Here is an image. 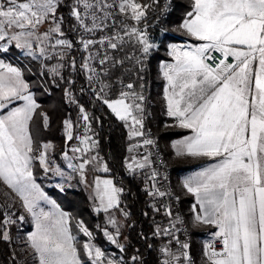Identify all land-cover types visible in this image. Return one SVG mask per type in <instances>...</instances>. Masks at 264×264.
I'll list each match as a JSON object with an SVG mask.
<instances>
[{
    "label": "snow or ice",
    "instance_id": "6c2138e0",
    "mask_svg": "<svg viewBox=\"0 0 264 264\" xmlns=\"http://www.w3.org/2000/svg\"><path fill=\"white\" fill-rule=\"evenodd\" d=\"M151 7L141 0H0V56L10 47L20 49L33 60H40L56 83L65 81L66 68L77 71L71 53L81 50L85 58L79 70L85 73L95 98L124 122L130 140L142 138L128 151L154 146L155 140L144 131L148 115L144 74L147 58L159 45L149 37L146 26L137 27ZM129 20L135 23H126ZM179 30L189 42L168 46L173 62L161 65L166 81L163 98L166 115L173 121L166 127L191 133L172 144L175 155L205 162L182 181L183 189L195 200L190 209L191 226L214 229L202 242L200 264H264V0H190V10ZM133 39L141 56L135 58L136 80L125 82L118 69L123 68L125 59L133 57L117 58L110 51H122ZM53 59L56 63L51 66L44 63ZM73 83L67 80L65 96L77 104L84 131L75 137L79 144L70 148L74 155L65 150L63 158L81 182L87 183L90 165L104 173L110 169L98 153L87 155L99 146L92 128L97 118L75 99ZM94 83L96 87H91ZM40 108L25 79V69L0 58V184L7 189L3 192L5 200L13 201L8 207H14L18 200L31 218L33 230L24 243L35 264H125L122 257H108L93 242V233L82 220L77 221L76 228L88 240L81 243L72 231L70 213L37 183V164L45 173L73 179L51 158L55 146L34 138L33 118L39 115L45 127L49 122L47 113H38ZM63 127L66 142L72 141V119H65ZM77 153L80 155L75 156ZM150 156L149 152L126 160L129 173L135 175L151 167ZM74 159L80 162L73 163ZM158 176L153 168L152 185L147 189L153 199L171 195L157 186ZM56 187L64 191L63 184ZM92 187L97 213L117 209L125 219L129 217L130 213L121 208L124 189L112 179L96 176ZM152 207L160 211L155 204ZM164 209L172 218L169 226L157 224L153 230L154 236L170 237L159 248L160 264H196L187 227H177L185 225L184 218L174 214L170 205L165 204ZM2 215L0 241L11 242L9 226L17 220L23 222L25 215ZM107 223L114 231L105 227L104 236L123 252L121 223L111 215ZM181 231L184 239L178 234ZM131 262L144 264L139 255H133Z\"/></svg>",
    "mask_w": 264,
    "mask_h": 264
},
{
    "label": "trees",
    "instance_id": "16d2710c",
    "mask_svg": "<svg viewBox=\"0 0 264 264\" xmlns=\"http://www.w3.org/2000/svg\"><path fill=\"white\" fill-rule=\"evenodd\" d=\"M162 1L163 0H159V3H153V0H151V10L156 9ZM189 10L190 0H177L175 10L171 11L167 16L162 17L158 26L149 28L147 32L155 35L160 31L161 27L168 31H172L173 25L181 21L185 13ZM63 11L66 14L67 10L64 9ZM126 23L128 22L126 21ZM167 34L169 35V33ZM168 35H166L167 37H165L163 41L170 39ZM161 47L163 48V46ZM10 48L13 52L17 54L20 53L19 49L14 47ZM157 51L158 49H154L149 56L148 64L146 63L147 71L144 74L145 92L148 89L149 82L151 87L149 107L151 108V125L153 129H156L154 118L160 114L164 108V101L156 90V81L151 66L154 54ZM137 53H140L139 45L135 43L134 39L132 42L126 43L122 51L112 53L117 56V58L133 57V59H125L123 68L118 69V71L123 73L125 81L136 80V64L133 55ZM71 55L76 58L77 71L72 72L70 69L66 68L64 70L65 81L57 80L56 83L51 82V93H47L43 87L42 76H40L42 74L37 62L32 61L31 64L25 60V63H23L26 65L27 69H30V71L25 72L29 73L30 76L28 75V77L34 80L37 89L36 98L41 105V108L38 109V113L41 111L45 112L49 117L48 126L45 127L43 119L39 115L35 116L32 121V131L34 138L41 143L53 142L54 144L62 146L66 144L63 121L68 116L75 120L79 112L77 105L70 103L65 96V88L68 86L67 80H73L74 83L71 85V89L75 94L76 100L86 108L91 116L97 118L92 121V126L96 130V138L99 141L98 151L104 157L110 169L107 174L112 175L118 186L124 189L120 197L121 208L130 213L129 217L125 219L119 210L112 209V211L117 213L118 218L120 220L122 219L120 229L122 234L119 240L120 243L125 246L124 251L121 252L120 249L114 245H107L109 241L102 231L105 227L110 231L112 229L106 221L107 213L103 211L97 213L95 211L87 190L71 186L64 188V191L61 192L55 185L45 184L42 177L44 171L38 164L34 168V174L45 186L48 193L56 199L59 205L70 212L73 218L71 223L72 228L74 233L82 238L79 239L80 242L87 238L76 228L77 221L82 220L93 233L95 242L99 244L103 251L114 248L118 250L119 254L126 256L130 264H132L131 257L133 255L141 256L144 264H157L156 246L164 237L154 236L153 230L157 224L160 225L162 214L154 211L144 181L139 179L136 175L130 174L125 164L129 152V144L136 138L129 139L128 130L124 122L119 121L115 115L111 113L110 109L103 105L100 100L96 99L91 92L85 73L79 70V66L85 58V54L81 50L74 49ZM57 84H59V87ZM91 87H96V84L94 83ZM81 88L84 89L83 92ZM113 92H115V90H113ZM4 212L6 211L0 198V219L4 218L2 215ZM145 213H147V215H145ZM149 245H151V247H149ZM0 264H18L14 257L10 242L0 241Z\"/></svg>",
    "mask_w": 264,
    "mask_h": 264
},
{
    "label": "crops",
    "instance_id": "0c3cea01",
    "mask_svg": "<svg viewBox=\"0 0 264 264\" xmlns=\"http://www.w3.org/2000/svg\"><path fill=\"white\" fill-rule=\"evenodd\" d=\"M184 19V18H183ZM182 19V20H183ZM178 21L173 25L172 31H168L165 28L161 29L160 31L155 34L154 37H150L157 45H159L158 51L154 54V58L152 60L151 66H152V72L154 74V78L156 81V90L158 91L159 95L162 97L163 101V89L166 85V81L162 77L161 73V65L163 63H171L172 58L169 56V49L168 46L171 44H178L182 45L184 43L189 42V38H187L180 30L179 25L182 22ZM166 33V34H165ZM169 33V35L167 34ZM149 34V33H148ZM166 35L170 36V39H166L167 41H163ZM195 43V41H191ZM164 43V44H163ZM163 46V48L161 47ZM0 58L5 59L6 62H9L5 56H0ZM14 65V64H13ZM16 66V65H14ZM158 82V85H157ZM149 114H150V123H151V108L149 107ZM156 116V115H155ZM153 117V116H152ZM155 125L156 129L155 132L159 136L160 143L162 145V148L165 153V157L168 161V163L172 166L173 169V183L175 189L180 193L182 200L181 205L185 212V215L187 217V221L190 227V238L192 240V252L194 256L196 257L198 264H200V252L202 247V242L207 239V233L211 230L208 226H200V227H192L191 226V206L195 202L194 197L191 194L186 193V191L182 187V181L185 177L192 175L195 171L200 170V168L204 165V161L201 160H193L188 158H182L177 157L175 155V150L172 147V144L179 139H182L186 135H190V130L182 129L179 127H166V125L173 124V121L171 118H169L166 115V104L164 101V108L161 111L160 114H158L155 118ZM127 128V127H126ZM128 130V128H127ZM145 131V126H144ZM129 132V130H128ZM142 138H136L133 140L129 147L136 143H141ZM145 152V154H144ZM149 152L146 149V147H140L137 150H134L133 152H128V155L126 157V160L130 159L132 156H136L137 159L141 158L144 155H147ZM151 160V158H150ZM109 167V166H108ZM129 172V171H128ZM100 176H105L106 179H112L115 183V185L118 187V184L115 182V179L112 175L107 173H101ZM120 187V186H119ZM121 188V187H120ZM49 194V193H48ZM49 197L52 198V196L49 194ZM58 204V203H57ZM61 207V206H60ZM63 211L66 212L65 209L61 207ZM23 212V210H21ZM25 215V219L27 220L28 224V233L33 230V224L31 222V218L23 212ZM23 225V224H21ZM20 225V226H21ZM19 226V227H20ZM24 228V227H23Z\"/></svg>",
    "mask_w": 264,
    "mask_h": 264
},
{
    "label": "rangeland",
    "instance_id": "374dc122",
    "mask_svg": "<svg viewBox=\"0 0 264 264\" xmlns=\"http://www.w3.org/2000/svg\"><path fill=\"white\" fill-rule=\"evenodd\" d=\"M141 2L143 3H149L152 4L151 0H141ZM152 7L148 10L147 15L150 13ZM131 25V23H128ZM154 34H149V37H154ZM11 49V48H10ZM20 50V49H19ZM19 55L26 60L27 62L32 64V61H36L39 67V70L41 71L40 76H42V83L43 85L45 84L46 86H50L49 88H51V82H53V78L51 75H49L47 72L44 71V69L41 67V61L40 60H33L31 57L26 56L22 50H20ZM110 55H113L112 52L110 51ZM133 55V54H132ZM5 56V58L9 61V63H12L18 67H21L22 69H25V71H28L26 65H24L21 61L20 63L17 60H14L12 58H10L7 55H3ZM134 59L136 57H140L141 54L137 53L136 55L134 54ZM45 64H48L49 66L53 65L56 63V60H50L48 62H44ZM27 75V76H26ZM29 73L25 72V79L26 81H28L29 85H30V89L34 92L35 94V98L37 96V89L34 83V80L30 77H28ZM30 76V75H29ZM48 76V77H47ZM57 82V81H56ZM47 87V88H48ZM68 87V86H67ZM52 91V89H51ZM72 93L74 94L73 90L71 89ZM75 97V94H74ZM37 99V98H36ZM76 99V98H75ZM68 100V98H67ZM69 101V100H68ZM37 102L39 103V101L37 100ZM70 102V101H69ZM72 103V102H70ZM76 104V103H73ZM81 104V103H80ZM77 105V104H76ZM79 112L78 115L76 117L75 120H73L72 117L68 116L66 119L71 118L75 127H74V139L72 141H67L66 144L64 146L62 145H57L54 144L53 142H51L55 148L54 150L51 152V158L55 161L56 164H58L66 173L70 174L73 176V179L71 181H67L66 178H61L57 175H55L52 172L49 173H42V177H43V181L45 184L47 185H57V184H63L64 188L66 187H76V188H83L85 190H87L89 192V197L91 200V204L93 206V208L95 209L96 203H98L97 201H94V199L92 198L94 196V190H93V181L94 178L96 176H99L101 179H106L105 176H100L102 175L101 173H104L103 171H95L93 165H90L88 170H87V183L81 182L79 174L78 173H74L72 172L71 169H69L67 167V161L63 158V152L65 150H68V155L69 156H73L74 154L70 151V148L73 145H78L79 141L75 138L76 136L82 135L83 131H84V122L82 120H79ZM93 128V126H92ZM64 130V129H63ZM94 132L96 133V130L93 128ZM89 135H91V133H89ZM94 139L96 138V135L94 136ZM98 153L99 157L103 159L104 162H106V160L104 159V157L99 153L98 148L93 149V151L87 153L88 156H92V155H96ZM145 154V152H144ZM80 154L77 153L75 154V156H79ZM79 159H74L73 163H79ZM107 163V162H106ZM37 183H39L41 185V187L44 189V191L48 194V191L46 190L45 186L42 184V182L37 178ZM69 184L71 186H69ZM119 187V186H118ZM7 191L6 187L3 186L2 184H0V198L1 201L4 205L5 211L6 212H12L15 213L16 216H19L20 214H23V212H21V210H23L22 208H20L19 206V201L16 200L15 201V206L14 207H8V205L12 204L13 201L11 199L9 200H5V197L3 196V192ZM50 194V193H49ZM48 194V195H49ZM51 195V194H50ZM52 196V195H51ZM52 199H54L56 201V199L52 196ZM57 202V201H56ZM58 203V202H57ZM59 204V203H58ZM66 212L70 213L69 211L66 210ZM71 215V214H70ZM114 216L122 225V219L120 220L117 216V213L110 210L109 213H107V217L106 219L108 220L109 216ZM15 219V217H13ZM106 220V221H107ZM72 223V221H71ZM23 224V225H21ZM21 225V226H20ZM72 225V224H71ZM111 226V231L108 229V231L112 232L114 231L113 227L111 224H109ZM20 226V227H19ZM160 226H161V222H160ZM10 234L12 236V240L10 242L12 248H13V252H14V257L16 258L18 264H35V261L33 260L32 254H31V250L27 249L26 244L24 243V241L27 238V234H28V224H27V220L25 219L23 222L17 220L15 224L10 225ZM24 227V228H23ZM73 231V228H72ZM74 233V231H73ZM75 234V233H74ZM77 236V239H82L78 234H75ZM88 240V237L86 239H83V241H81V243L85 242ZM97 246H99V244H97L95 242V240L93 241ZM107 245H114L112 244L110 241ZM115 247H117L116 245H114ZM100 247V246H99ZM101 248V247H100ZM118 248V247H117ZM102 249V248H101ZM103 250V249H102ZM105 254L108 257H112L114 254H119L118 250L114 249V248H109L108 250L104 251ZM83 259H85V261H87V257H83Z\"/></svg>",
    "mask_w": 264,
    "mask_h": 264
},
{
    "label": "built area",
    "instance_id": "2783aa9c",
    "mask_svg": "<svg viewBox=\"0 0 264 264\" xmlns=\"http://www.w3.org/2000/svg\"><path fill=\"white\" fill-rule=\"evenodd\" d=\"M176 1L177 0H163L162 3L156 9L150 11V13L147 15L146 19L142 20L140 22V24L137 25V27L144 28L146 26L147 30L151 27H157L158 23L162 17L167 16L171 11L175 10ZM127 22L131 23V24L135 23L134 21H130V20ZM161 29H163V28H161ZM5 55L9 56L10 58H12L14 60H17L19 63H20V61L22 63H25V60L19 54L13 52L11 49ZM148 61H149V57L146 60L147 64H148ZM125 82H129V81H125ZM43 87L47 93H51V88H49L50 86L48 87L44 84ZM150 89H151V87H150V82H149L148 89L145 92V95L148 97V100H147V113H148V115H147L146 120H145V135L148 138L154 139L156 143L154 146H146V149L148 150V152L151 153V156H150L151 161H152L151 167L145 168L142 171H137V173L135 175L139 179L144 181L145 187L147 190V189H150L151 185H152V181L150 179V177L152 175V169L154 168L156 170V172L159 173V176L157 178V186L160 187V189L162 191H168L171 193V195H169V196H165L163 198L157 197L156 199H153V197L149 196L150 203L152 205L155 204V206L157 208H160L159 212L162 214L161 227H168L169 222L172 219V218L167 217L165 215L164 205L167 204V205L171 206L174 214L178 213L181 217L184 218L185 225H177V227L178 228L187 227L188 235L190 236V227H189L185 212H184L182 205H181L182 197H181L180 193L174 187L173 177H172V174H173L172 166L168 163V161L165 157L164 150H163L162 145L160 143L159 136L154 131V129L150 123V114H149ZM164 177H167V179H165ZM176 197H179V199L177 200ZM211 231H214V230H211ZM211 231H209L207 233V239L210 238L209 234ZM178 234L180 235L181 239L185 238L183 231L179 232ZM163 237H164V239L162 241H160L156 246L157 264H160V261L162 259V257L160 256V253H159V248L162 245L166 244L168 242V240L170 239V237H167V236H163ZM176 247L177 246L175 245V242H173V245H172L173 251L176 250ZM192 255H193V258L196 260V264H198V261H197L196 257L194 256L193 252H192ZM121 257L123 258V261L125 262V264H130L129 259L126 256H124L123 254H114L111 258L120 259Z\"/></svg>",
    "mask_w": 264,
    "mask_h": 264
}]
</instances>
